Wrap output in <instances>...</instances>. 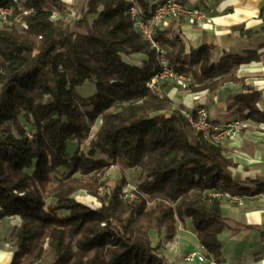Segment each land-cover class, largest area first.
I'll use <instances>...</instances> for the list:
<instances>
[{"label":"trees","instance_id":"trees-1","mask_svg":"<svg viewBox=\"0 0 264 264\" xmlns=\"http://www.w3.org/2000/svg\"><path fill=\"white\" fill-rule=\"evenodd\" d=\"M19 4L30 11L18 21L15 8L10 23L0 26V221L21 219L9 264H170L150 231L164 230L170 239L186 217L199 245L219 260V235L230 226L223 198L211 193H264V176L234 174L226 148L197 131L183 106L147 86L159 71L158 54L133 25L129 7L151 15L150 0ZM73 9L72 21L51 17ZM175 19L181 17L157 26L152 39L190 77L186 89L215 94L226 82H242L244 92L228 104L241 118L264 121L259 92L234 74L257 58L254 50L214 60L213 47L189 44ZM87 81L95 91L83 96L78 87ZM20 117L34 126L31 136ZM73 142H87L86 151L70 152ZM117 161L145 175L134 197H123V180L96 208L76 200L81 188L96 196L101 176ZM60 167L67 172L56 178ZM47 196L54 201L47 203Z\"/></svg>","mask_w":264,"mask_h":264},{"label":"crops","instance_id":"crops-1","mask_svg":"<svg viewBox=\"0 0 264 264\" xmlns=\"http://www.w3.org/2000/svg\"><path fill=\"white\" fill-rule=\"evenodd\" d=\"M180 1L188 8H198L207 14L202 24H191L186 17L172 21L174 26L180 27L192 46L210 44L214 49V60L223 54H242L254 50L257 58L240 64L234 74L242 78L244 84L259 92L256 106L264 113V0ZM160 90L176 104L187 109L204 105L213 121L225 123L240 118L236 112L237 106L229 105L228 100L244 92L242 82H226L215 94L206 90L195 94L171 83L160 85ZM248 119L264 123L250 117ZM223 146L226 148V155L235 163L232 168L234 174L241 177L264 176V128L254 125L246 127L225 140ZM221 212L228 225L237 222L238 227L237 233L231 232L224 236V230L220 234L222 255L219 261L222 264H264V203L260 198L257 195L246 196L237 204L223 200ZM179 233L178 227L176 236H179L177 245L180 247V242L183 238L187 239V234L185 236ZM193 234L190 241H194L199 249L200 245L195 233ZM188 246L186 245L185 251L194 248L193 245ZM163 252L171 264H198L185 263L182 255L174 256L168 250L163 249Z\"/></svg>","mask_w":264,"mask_h":264},{"label":"rangeland","instance_id":"rangeland-1","mask_svg":"<svg viewBox=\"0 0 264 264\" xmlns=\"http://www.w3.org/2000/svg\"><path fill=\"white\" fill-rule=\"evenodd\" d=\"M66 1L72 2L73 4H76L77 1H79V0H66ZM75 12H76L75 9H73V11H70L67 15L66 21H72L75 17V14H76ZM135 57L139 58L140 56L137 54V55H135ZM164 83L165 84L171 83L173 86H175L179 89L188 90V89H186L188 84L181 86V85L175 83L174 81H164V82L158 81L155 83V86L152 87L153 90L161 92L160 85H162ZM78 91L81 95L86 96V95L93 93L95 91V88H94V85L92 82L87 81L82 86L78 87ZM197 93L198 92H196L195 94H197ZM198 107H204L205 110L207 111L209 117H210L208 109L204 105H197L196 107L192 108L191 110L187 109L185 107H183L182 109L188 110L190 113H192V115L195 116L196 115V113H195L196 108H198ZM237 119L242 123H246L248 125V127L252 126V125L257 126V124H258V122H255L254 120H252V119L250 120L248 118H241L240 117ZM234 120H236V119H234ZM234 120H232V121H234ZM20 121L22 122V125L25 127L27 134L29 136H31L32 131L34 130V126L32 124L26 123L22 117H20ZM100 122H101L100 118L98 117L96 119L94 125L91 128L90 137L98 129ZM211 122H213L215 125L221 124V123L213 121V120ZM226 140H228V138H226ZM219 143H221L223 145L225 143V139H222V140L220 139ZM87 144H88L87 142H85L84 144H77L76 142H73V143L68 145L69 151L73 152L77 148H80L81 150L86 151V149H87L86 145ZM94 156L98 157V153H96ZM66 172H67V168H65V167L58 168L56 178L63 176ZM91 174L92 173H89L88 176H90ZM76 176H78V174H76ZM144 179H145V175L141 172V170L139 168H123L121 163L117 161V162L110 164V166L104 171V173L100 179V182L102 183V185H99V187L97 189V195L96 196L88 193V191L86 189L81 188V189H78L74 193V197L76 198L77 201L84 203L88 206H91L93 208H96L100 205L99 198L102 197L104 194H108L110 192V190L115 185H118L119 183L123 184V182H122L123 180H125V183H124L125 185L122 187L123 197H126V196L134 197L135 193L133 190L140 183H142ZM244 197H246V196H243V199H244ZM45 200L47 203H51L54 201V199L51 196H47ZM223 200L229 201L227 198H224V197H223ZM234 204H237V203H234ZM235 223L234 222L231 223L229 225L230 227L225 229V232H224L225 234H223L224 236L231 234V232L237 233L236 228L238 227V224H237V222H235ZM20 224H21V219L18 215L5 217L3 220L0 221V264H9L10 263L12 256H13L11 239H12V236H13L15 229ZM178 227L180 228L179 235L183 233L186 236V234H187V239L185 240L183 238V241L180 242L181 248L179 247V245H177L178 241H179V239H178L179 236L178 237L176 236ZM192 232L194 233L192 223H191V219L186 217L184 219V221H177V223L175 225V233L170 239H168L165 236L164 230L162 231V233L159 236L157 235V233L154 230H152V231H150V237H151V242H152L153 246L157 245V243L160 244V248L157 251L160 252L164 257H165V255H164L163 249H165V251L168 250L170 253L169 252H167V253H169V254H173L174 256L182 255V257H184V255L188 251H191L193 249L198 250L202 253H206V251L201 246L198 249L196 246V243H194V241L193 242L190 241V238H192V236L194 235ZM255 232L258 235H260V233L258 231H255ZM219 238H220V235H219ZM189 244L193 245L194 248H189L188 250L185 251L186 245L188 246ZM190 245L188 247H190ZM237 248H239V245ZM167 261H168V259H167ZM168 263H170V262L168 261ZM185 263H187V262H185ZM35 264H40V263L36 262Z\"/></svg>","mask_w":264,"mask_h":264},{"label":"built area","instance_id":"built-area-1","mask_svg":"<svg viewBox=\"0 0 264 264\" xmlns=\"http://www.w3.org/2000/svg\"><path fill=\"white\" fill-rule=\"evenodd\" d=\"M150 4L153 6V12L150 15V18H143L141 17V11L139 8H132V15L130 16H136L137 17V25L134 26H143V35L142 36H149L146 32V20L151 19L152 17H159L160 14H168V16H171V18H177V17H186L191 24H202L203 21L207 18V14L198 8H188L184 5L183 2L180 0H175V4H155V0H150ZM10 4L6 8H0V11L2 13V10H9ZM30 11V9L25 10L23 14H27ZM69 12H66L63 16H61L62 21L67 20V15ZM11 19H8V23H10ZM16 20L21 21V17H17ZM23 27H26L24 22H21ZM160 25V24H159ZM155 44V49L162 52V58L164 53V47L157 44L154 40H151ZM171 76H179L181 77V83L183 79H190V77L185 73H169L166 71V65H165V72L163 75H155V77L152 79V81H149L147 86L150 88L155 86V83L158 81H171ZM181 85V84H179ZM150 88V89H151ZM153 90V88L151 89ZM186 110V109H185ZM190 116L193 118V124L199 126L201 131H204L205 135H216L221 136L222 139L232 138L235 135H237L242 129L246 128L247 126H244V123L240 122L238 119L230 122H225L221 124L215 125L213 122H211V118L209 117L207 111L204 109H196V115H192L188 110ZM258 127L264 128V123H258ZM211 195H218V197H224L229 200V202L232 203H240L243 201V196L236 195V194H230L228 192H222V193H211ZM257 196L260 198V200L264 203V193H259ZM193 258H199L198 254H194V250L188 251L183 259H193ZM200 261H203L204 264H222L219 260L215 259L212 256H208L206 254V258H200Z\"/></svg>","mask_w":264,"mask_h":264},{"label":"bare ground","instance_id":"bare-ground-1","mask_svg":"<svg viewBox=\"0 0 264 264\" xmlns=\"http://www.w3.org/2000/svg\"><path fill=\"white\" fill-rule=\"evenodd\" d=\"M129 2H133V0H128ZM163 3H168V4H175V0H155V4H163ZM8 4H10L9 10H2V13L0 11V25H4V24H9L8 23V19H11L12 13L14 11V9L16 8L17 10H21V13L17 16V17H21L24 13V9L21 8L20 4H19V0H10L7 4L5 5H0V8H6L8 6ZM132 8H138L136 5L132 4L129 7V14L132 15ZM51 17L53 18H59L61 19V15L57 14L56 12H53ZM132 21H133V25H137V17L136 16H130ZM141 17L143 18H150V15H145L142 11H141ZM171 19V16H168V14H160L159 17H152L151 19H147L146 20V32L147 35L149 36V38L147 36H143L154 48H155V44L154 42H152V35L153 32L155 31V28L157 26L160 25H164L167 23V20ZM140 33L143 35V26H135ZM156 50V49H155ZM157 54H158V59H159V71L157 73H155L151 79L149 81H152V79L155 77V75H163L165 72V65H166V71L169 73H178V71L169 64V62L167 61L166 57H165V53H166V49L164 48V53H163V58H162V52L156 50ZM149 81L147 82V84L149 83ZM171 81H174L177 84H181V86L187 85L190 81V79H183L182 83H181V77L179 76H171ZM196 109H204V107H198ZM182 113L184 114V116H186L189 121L191 122L192 126L197 130L200 131L204 134V136L206 138H209L211 141L214 142H220V139L222 140L221 136H216V135H205L204 131H201V129L199 128V126L194 125L193 124V118L192 116L189 115V113L187 112V110L182 109L181 110ZM244 126L248 125L246 123H244ZM212 196H216L218 197V195H212ZM194 254H198L199 258H193V259H184L185 262L187 263H191V262H196L198 264H204L203 261H200V258H206V253H202L198 250H194Z\"/></svg>","mask_w":264,"mask_h":264}]
</instances>
